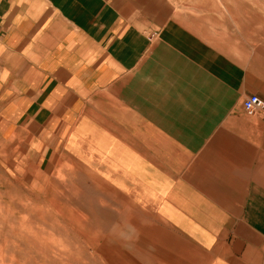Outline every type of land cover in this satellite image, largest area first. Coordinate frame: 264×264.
Here are the masks:
<instances>
[{"label":"crops","instance_id":"1","mask_svg":"<svg viewBox=\"0 0 264 264\" xmlns=\"http://www.w3.org/2000/svg\"><path fill=\"white\" fill-rule=\"evenodd\" d=\"M213 2L0 0V133L91 171L186 264H264V122L220 126L264 98V44L245 57L243 14L230 47Z\"/></svg>","mask_w":264,"mask_h":264},{"label":"rangeland","instance_id":"2","mask_svg":"<svg viewBox=\"0 0 264 264\" xmlns=\"http://www.w3.org/2000/svg\"><path fill=\"white\" fill-rule=\"evenodd\" d=\"M211 5L228 16L230 47L242 38L236 16L245 14L239 21L246 25L245 57L251 58L264 44V34L249 33L259 28L247 14L264 15V0H214ZM236 57L230 50L229 58ZM242 101L229 100L234 114L220 126H238L240 111L244 126L263 124L264 114L248 115ZM42 158L0 133V264H186L175 257L177 244L165 241L170 230L91 171L73 160L60 157L45 164Z\"/></svg>","mask_w":264,"mask_h":264},{"label":"built area","instance_id":"3","mask_svg":"<svg viewBox=\"0 0 264 264\" xmlns=\"http://www.w3.org/2000/svg\"><path fill=\"white\" fill-rule=\"evenodd\" d=\"M243 107L250 115L264 114V100L257 94H252L243 100Z\"/></svg>","mask_w":264,"mask_h":264},{"label":"bare ground","instance_id":"4","mask_svg":"<svg viewBox=\"0 0 264 264\" xmlns=\"http://www.w3.org/2000/svg\"><path fill=\"white\" fill-rule=\"evenodd\" d=\"M248 97V96H247Z\"/></svg>","mask_w":264,"mask_h":264}]
</instances>
